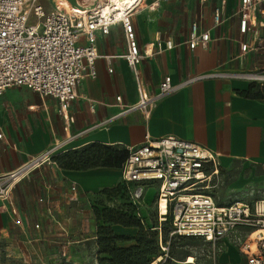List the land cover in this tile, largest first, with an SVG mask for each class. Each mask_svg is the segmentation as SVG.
Returning a JSON list of instances; mask_svg holds the SVG:
<instances>
[{"label": "crops", "instance_id": "0c3cea01", "mask_svg": "<svg viewBox=\"0 0 264 264\" xmlns=\"http://www.w3.org/2000/svg\"><path fill=\"white\" fill-rule=\"evenodd\" d=\"M169 1H161L154 8L147 2L134 15L133 22L141 46L156 43L158 39L163 45L168 39L175 43L171 49L155 48V53L140 64L146 89L158 91L166 75H170L179 87L158 101L148 115L135 110L102 124L120 111L117 95L121 94L125 103L136 102L139 95L127 61L117 56L126 51L121 23L112 25L107 34L97 31L95 43L101 54L96 61L97 76L87 77L78 85L77 96L68 106L71 121H65L59 100L52 95L42 96L24 88L9 87L0 96V131L3 133L0 137V172L20 166L54 142L70 136L72 138L63 147L64 152L92 142L127 147L143 142L147 133L154 138L174 134L216 151L220 169L239 161L244 169L232 186L246 187L253 183L264 186L262 85L244 77L208 75L218 70L264 68V14L261 12L264 0L255 9L261 47L247 54L250 58L247 66H243L244 58L233 62L238 59L240 41L250 39L249 34L239 32L238 17L231 12L236 0H227L225 20L219 26L213 24V9L220 0H211L210 14L205 11L209 0L205 3L198 0L199 17H193L191 13L190 25L198 21L202 28L210 29L211 40L207 48L194 50L189 48L187 36L175 41L164 26H157L156 15L146 10L149 7L161 12ZM219 59L225 61L220 68L217 65ZM119 176L122 177V173L114 166L70 169L61 167L57 160L46 162L15 184L9 201L0 199V231L12 226L14 219H40L43 222L71 219L72 196L76 198L86 191L115 186ZM73 184L77 186L75 192ZM113 229L117 235L129 237V244L135 242L136 227L115 224ZM225 243L218 258L220 264H247L234 244L228 240Z\"/></svg>", "mask_w": 264, "mask_h": 264}, {"label": "built area", "instance_id": "2783aa9c", "mask_svg": "<svg viewBox=\"0 0 264 264\" xmlns=\"http://www.w3.org/2000/svg\"><path fill=\"white\" fill-rule=\"evenodd\" d=\"M161 1L166 0L152 3L158 2L155 6L158 7ZM206 1L200 0L201 3ZM262 1L237 0L233 15L238 17L239 32L250 35L249 40L240 41L238 58L243 59L261 47L255 9ZM140 2L133 0L123 4V14L114 9L105 15L93 9L83 8L78 12L55 5L47 8L43 0H0V96L13 86H26L42 96L52 95L59 100L65 121H71L68 106L77 96L78 85L87 77L97 76L96 61L101 57L95 43L97 31L107 34L112 25L121 23L126 51L117 56L127 61L139 96L136 102L125 103L122 95H117L120 111L102 124L135 110L148 115L158 101L179 85L166 75L158 91L146 89L140 64L156 49H171L175 43L168 39L163 45L158 39L156 43L139 44L133 17L142 8ZM102 3L103 0H98L97 6ZM226 3L227 0H220L214 7V26L224 22ZM261 12L264 14V10ZM210 40V29L193 21L186 39L189 48H207ZM106 58L109 57L106 55ZM224 63L219 59L217 65L220 68ZM208 75L264 80V68L218 70ZM71 138L56 141L20 166L0 172V199L9 201L15 184L35 168L46 162L55 163L56 156L64 152L63 147ZM126 149L128 155L121 173L122 179L130 184L131 198L136 201L144 196L149 185H158L155 197L158 219L159 222L169 219L172 235L203 237L213 245L214 264H217V252L225 249L227 240L238 248L247 264H264V197L220 203L213 193L220 178L216 151L174 134L154 138L150 133L143 142ZM72 190L77 191L76 184L72 185ZM71 198L73 200L74 196ZM159 242L165 248L161 235Z\"/></svg>", "mask_w": 264, "mask_h": 264}, {"label": "rangeland", "instance_id": "374dc122", "mask_svg": "<svg viewBox=\"0 0 264 264\" xmlns=\"http://www.w3.org/2000/svg\"><path fill=\"white\" fill-rule=\"evenodd\" d=\"M43 1L47 8L53 5L61 7L60 3L63 2L70 9L84 4L88 5L84 9L90 10L98 4V0ZM146 1L149 4L152 3V0ZM236 3L237 0L231 8L232 13L235 11ZM153 4H151L152 8L156 6ZM211 8L212 4L209 0L205 5V11L207 10L210 14ZM146 10L156 15L157 26H164L168 34L170 31L175 41L187 36L190 14L192 13L193 17H199L198 0L192 2L191 0H170L161 12L150 10L149 7ZM237 61H240V58H236L233 62ZM248 62L250 58H244L243 66H247ZM254 81L262 85L264 89V80ZM10 88H24L36 92L26 86ZM115 167L121 172L122 164ZM243 169L239 161H235L231 167H221L219 182L213 189L214 195L220 202L253 201L264 197L262 184L253 183L246 187L232 186L233 181L240 178ZM116 186L120 189L112 191L111 189ZM129 188L130 184L119 176L115 186L84 192L72 200L71 219H50L44 222L40 219L12 220V226L0 231V264H111L100 262L101 258L108 255L99 252L98 239L101 236L99 231L101 226H110L112 230L115 224L110 223L107 216L118 211L128 214V211H131L137 219H140L143 227L134 226L138 230L137 238L144 232L147 237L158 239L161 232L162 245L165 248H162L158 242L159 255H155L150 264H214L213 245L210 242L200 236L172 235L168 222H159L155 202L158 185H149L144 196L136 201L129 196ZM117 244L127 247L129 240L125 237L117 241ZM219 254L217 252V261Z\"/></svg>", "mask_w": 264, "mask_h": 264}, {"label": "trees", "instance_id": "16d2710c", "mask_svg": "<svg viewBox=\"0 0 264 264\" xmlns=\"http://www.w3.org/2000/svg\"><path fill=\"white\" fill-rule=\"evenodd\" d=\"M262 95V93H260ZM128 150L120 145H111L100 142H92L77 149H70L56 156V160L61 167L70 169H87L97 166H120L127 158ZM122 168V167H121ZM116 186L111 190H119ZM106 190V189H105ZM130 196V193H129ZM131 197V196H130ZM114 213L107 216V220L112 224L124 226H138L142 228L140 219H137L131 211ZM168 222L169 219H166ZM171 228V227H170ZM110 229V226H101L98 239L100 247L99 252H104L108 257L100 259L101 263L108 262L111 264H150L155 255H159L158 239L156 237H147L146 234L140 233L135 242L127 247L117 244V241L124 239L126 236H119ZM183 236V235H181ZM129 239V237H126ZM160 244V242H159Z\"/></svg>", "mask_w": 264, "mask_h": 264}, {"label": "bare ground", "instance_id": "6f19581e", "mask_svg": "<svg viewBox=\"0 0 264 264\" xmlns=\"http://www.w3.org/2000/svg\"><path fill=\"white\" fill-rule=\"evenodd\" d=\"M132 1L133 0H103V3L101 5H98L97 7H94L93 10H95V11H101L103 14L106 15L111 10L116 9L117 11H120V14H123V11H124L123 4H125L127 2L130 3ZM140 1H141L140 2L141 7L143 9L145 7L147 1L146 0H140ZM60 5H61V7L60 6H57V7H59V8H65V9H68V10H76L78 12H82V10H83L82 8L88 7V5L81 4L79 7L78 6H75L74 8L70 9L69 7L67 8V6L65 5V3L63 4V2L60 3ZM80 7H82V8H80ZM99 7H101V9H98Z\"/></svg>", "mask_w": 264, "mask_h": 264}]
</instances>
